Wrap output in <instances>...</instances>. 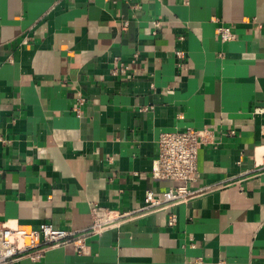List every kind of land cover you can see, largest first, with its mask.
<instances>
[{
    "label": "crops",
    "instance_id": "obj_1",
    "mask_svg": "<svg viewBox=\"0 0 264 264\" xmlns=\"http://www.w3.org/2000/svg\"><path fill=\"white\" fill-rule=\"evenodd\" d=\"M187 127L195 194L140 209L182 184L152 169ZM93 206L126 215L8 264H264V0H0V227L86 231Z\"/></svg>",
    "mask_w": 264,
    "mask_h": 264
},
{
    "label": "built area",
    "instance_id": "obj_2",
    "mask_svg": "<svg viewBox=\"0 0 264 264\" xmlns=\"http://www.w3.org/2000/svg\"><path fill=\"white\" fill-rule=\"evenodd\" d=\"M127 21L124 22V25ZM216 33L222 42L235 39V34L229 26L221 25ZM182 56V51H176ZM127 66L119 62L111 73H126ZM85 99L79 97L73 105L72 111L81 116ZM232 133V131H231ZM210 136L206 129L187 127L181 130L160 133L157 137L158 156L154 160L152 177L167 182H182L178 186H170L160 194L146 190L143 206L140 209L147 211L166 210L172 205L186 202L195 192L190 190L186 182L198 176V149L201 143ZM92 225L86 231H71L53 227L49 223H40L35 228L18 226L15 228L0 227V264H8L27 255L33 261H39L48 247L73 243L76 249L83 253L85 250V237L96 234L110 226L116 219L122 218L126 213L117 212L100 206H93ZM177 221L174 213L167 218V225L173 226Z\"/></svg>",
    "mask_w": 264,
    "mask_h": 264
}]
</instances>
